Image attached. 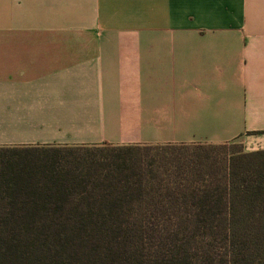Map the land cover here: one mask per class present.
Returning a JSON list of instances; mask_svg holds the SVG:
<instances>
[{
    "label": "crops",
    "instance_id": "crops-1",
    "mask_svg": "<svg viewBox=\"0 0 264 264\" xmlns=\"http://www.w3.org/2000/svg\"><path fill=\"white\" fill-rule=\"evenodd\" d=\"M264 150V0H0V147Z\"/></svg>",
    "mask_w": 264,
    "mask_h": 264
},
{
    "label": "trees",
    "instance_id": "trees-1",
    "mask_svg": "<svg viewBox=\"0 0 264 264\" xmlns=\"http://www.w3.org/2000/svg\"><path fill=\"white\" fill-rule=\"evenodd\" d=\"M232 143L0 147V264H264V150Z\"/></svg>",
    "mask_w": 264,
    "mask_h": 264
},
{
    "label": "rangeland",
    "instance_id": "rangeland-1",
    "mask_svg": "<svg viewBox=\"0 0 264 264\" xmlns=\"http://www.w3.org/2000/svg\"><path fill=\"white\" fill-rule=\"evenodd\" d=\"M241 146V145H240ZM239 148V143L238 142H233L232 145L229 146V148L226 150V152H232L236 151ZM106 149H92L90 151H84V150H74L71 153L74 155L82 156L86 154H91V155H100ZM172 148L168 149L167 151H171ZM141 152H146L144 150H141ZM23 153V152H22ZM14 155H17V153H13Z\"/></svg>",
    "mask_w": 264,
    "mask_h": 264
}]
</instances>
